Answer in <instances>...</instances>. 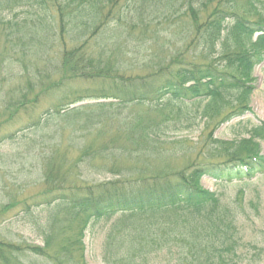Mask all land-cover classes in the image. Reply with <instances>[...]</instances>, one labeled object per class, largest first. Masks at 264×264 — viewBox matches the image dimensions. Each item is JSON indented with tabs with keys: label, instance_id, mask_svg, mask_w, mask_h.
<instances>
[{
	"label": "trees",
	"instance_id": "1",
	"mask_svg": "<svg viewBox=\"0 0 264 264\" xmlns=\"http://www.w3.org/2000/svg\"><path fill=\"white\" fill-rule=\"evenodd\" d=\"M239 2L246 4L244 9ZM18 8L30 20L34 18L31 27L26 25L29 20L17 23L3 15L9 10L20 14ZM250 15L255 18H248ZM181 19L186 29L179 42L195 57H203L207 66L179 67L155 88L145 83L146 75H127L123 60L115 68L90 50L91 41L104 42L108 33L122 37L125 28L145 32L152 25L165 24V30H157L164 33ZM11 24L17 32L13 42L18 40L23 56L46 60L58 38L60 78L53 86L75 81L96 85L82 92L85 97L73 98L68 107L85 99L95 102L73 109L67 103L61 110L54 106L44 116L35 115L19 131L1 137L0 144L30 139L33 128L41 129L42 117H46V125L57 119L77 120L84 114L93 121L85 128L92 143L81 148L80 157L107 164L109 167L101 166L106 167L104 172L129 182L119 184L121 178H116L85 187H50L45 204L51 213L42 232L58 231L56 246L50 248L46 234L44 248L0 240V264H27L19 259L26 258V252L43 257V264H86V233L101 220L107 223L99 246L104 264H241L254 257L256 264L264 261V247L246 241L239 230L240 198L223 205L215 192L198 184L204 175L224 185L263 176L264 158L259 153L264 122L251 127L244 124L236 135L244 136L229 142L214 139L192 146H183L185 141L178 139L166 142L169 133L190 131L201 122L207 129L218 119L222 125L250 111L251 72L264 58V0H0V28L6 37ZM139 43L141 49L146 41ZM7 44L12 47L11 42ZM220 56L219 63H212ZM136 62H144V56ZM16 67L26 74L23 64ZM26 93L23 101L4 102L11 118L37 104V95L24 102L29 91ZM93 109L101 112L96 114ZM152 115L156 119H146ZM103 133L110 135L97 139ZM166 143L179 144L183 155L195 154L189 173L177 172L173 182L164 180L171 178L170 173L167 177L163 172L146 176L148 167L143 165L153 155L163 154L161 147ZM120 159L131 162L127 169L119 171L106 163ZM52 180L47 181L55 183ZM252 252L255 256L248 258Z\"/></svg>",
	"mask_w": 264,
	"mask_h": 264
},
{
	"label": "rangeland",
	"instance_id": "2",
	"mask_svg": "<svg viewBox=\"0 0 264 264\" xmlns=\"http://www.w3.org/2000/svg\"><path fill=\"white\" fill-rule=\"evenodd\" d=\"M238 4L242 9L245 8L246 4L244 2H239ZM19 11L20 14L12 10L4 11L3 15L17 23L29 20L26 25L31 27L32 24L29 22L34 20V18L30 20L24 15L23 10L19 9ZM29 11L32 13L34 9L31 8ZM253 17L248 18L253 19ZM200 19L203 18L200 16ZM181 22L182 19L177 23H173L175 25L164 33H159L157 30L158 28L165 30V24L156 25L158 27L152 25L149 28L150 30L148 29L145 32L125 28V34L122 37H117L113 35L115 32H111L108 33L106 36L108 39L104 42H99V40L91 41L89 43L90 50L96 52L95 55L99 54L104 61H111V65H114L115 68L119 67L122 64L120 62L123 60V62L127 63L124 66L127 75L134 76V73L146 75L145 83L155 88L168 78L170 72L179 67L190 68L191 65H195L194 67L207 66V63L203 61V57H195L190 50L184 49L182 46L183 42H179L181 36H183V29H186V26ZM179 24L183 25V27H179ZM122 28H119L118 31ZM154 29L156 33L152 32ZM3 31L0 28V138L13 130L19 131L28 125V122L35 115L44 116L46 111H49L54 106L61 110L65 108L64 104L66 103V107H72V109L94 104L95 101L92 99H85L83 103H76L68 107L73 102V98L81 95L85 97L82 92L92 87L95 88L96 85L89 84L86 81H75L60 88L53 86V84L58 83L60 78L58 76V38L53 40L56 45L50 51V55L47 56L49 58H46V60L41 58L39 60L23 56L19 51L18 40L13 42L17 37L13 24L8 27V37H6L5 32L1 33ZM141 40H145L146 44L139 49ZM9 42H11L12 47L7 44ZM89 45L85 48L86 50H88ZM134 54L135 58L133 57ZM140 55L144 56V62L137 64L136 60L139 59ZM216 58L212 63L215 61L217 63L220 62L221 56L217 60ZM19 64L24 65L22 70L25 69L26 74L19 73V68L16 67ZM151 73L153 75L148 76ZM158 76H163L164 78L158 81L156 80ZM250 78L252 82L249 84L254 88L249 100L252 113L247 112L241 118L230 120L222 125L221 120H215L207 129L201 122L199 126H195L190 131L169 133V138L166 142H169V139H178L185 141L182 143L183 146H192L198 143L207 144L214 139L229 142L236 139V135L243 130L244 124L251 127L264 122V64L255 67L251 72ZM142 89H145V87ZM27 91L29 93L24 102H29L37 95V104L35 107H31L32 110L30 107L27 111L22 109L11 118L8 111L10 108H6L4 102L17 103L23 101L22 99L27 94ZM93 112L99 114L101 111L93 109ZM86 116L80 114L77 120L57 119L55 122H49L46 125H44L46 117H42L40 119L41 129L37 131L36 128H33L35 133L30 135V139L22 142L14 141L13 143L7 141L5 144H0L1 241L14 246L44 248V234H46L48 235L46 239L50 240V248L56 246L58 231L52 230L53 234L48 232V230L42 232L43 229L46 230L45 227L48 224L51 213L50 207L45 204L46 192L50 187H85L90 184H103L110 180H116V178H121L117 180L119 184H127L129 179L121 176L114 177L104 172L103 168L106 167L101 166H108L107 164L99 160L95 162L90 160L91 158L84 159L80 157L81 148H84L86 144L90 145L92 143L89 141L91 135L86 133L85 128L90 127L88 125L93 124V121H89ZM154 116H147L146 119H156ZM62 128L64 129L62 130ZM109 135L110 133H103V136L97 139H107ZM241 136L244 135L242 134L237 138ZM93 138L94 136L92 135V140ZM96 141L98 142V140ZM202 144L198 147L200 150L203 146ZM178 146L179 144L176 143H166L161 147L163 154L159 153V155H153L148 158L146 165L143 164L146 169L148 167L146 176H153L158 172H163L167 177L170 173L171 178H164V180L173 182V180L175 181L173 175L177 172L189 173L193 166L190 164L195 160V154L183 155L179 152L180 147ZM259 155L264 156V142L260 143ZM75 162H78V164L73 167ZM94 162L95 164H93ZM106 163H111L114 167L119 168V171H122L127 169L131 162L120 159L116 163H113V161ZM54 169V172L51 171ZM52 178L55 179V183L47 181H51ZM137 178H141V176L139 175ZM136 184H139V182ZM198 184L203 189L215 192L223 205H228L239 197L241 203V208L238 210L239 230L246 241L257 242L259 248L264 247V176H259L249 182L233 181L226 185H224L225 183L218 184L213 179L202 176ZM94 225V229L92 228L91 232H87L84 239L86 264H104L101 261L99 246L107 228V223L101 220ZM26 254L28 255L26 258L23 255L19 256L20 260L25 259L26 262L24 263L43 264L45 261L43 257L28 252ZM253 254V252L250 253L248 258L253 256ZM256 263L257 260L254 257L243 261L241 264ZM262 263L264 261L258 262V264Z\"/></svg>",
	"mask_w": 264,
	"mask_h": 264
}]
</instances>
